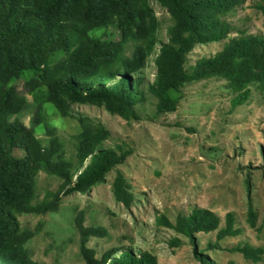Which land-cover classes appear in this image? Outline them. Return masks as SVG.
Returning a JSON list of instances; mask_svg holds the SVG:
<instances>
[{
	"label": "trees",
	"instance_id": "trees-1",
	"mask_svg": "<svg viewBox=\"0 0 264 264\" xmlns=\"http://www.w3.org/2000/svg\"><path fill=\"white\" fill-rule=\"evenodd\" d=\"M168 13L167 41L157 38L158 24L149 0H0V264H39L23 244L31 232L19 231L15 214H45L57 209L61 197L85 194L104 181L105 175L121 164L127 152L105 148L107 133L81 124L76 135L75 164L65 158L58 138L51 135L42 145L31 129L8 118L20 111L24 97L9 85L13 78L31 75L36 82L32 98L36 119L42 104H51L62 117L72 104L102 107L124 120H137L135 106L145 93L155 100L158 113L171 112L178 93L187 84L209 78L226 82L233 93L231 106L248 100L250 86H257L264 99V36L240 32L229 38L214 55L197 59L187 70V55L196 45L221 42L232 32L226 17L244 0H152ZM255 8L264 15V0ZM113 25L118 41L95 38L89 32ZM128 48L130 53L126 54ZM152 59L151 82L143 84L140 71ZM23 152L15 157L13 150ZM58 177L61 187L50 199L32 203L34 178L38 172ZM113 200L128 208L133 202L123 175L115 169L111 183ZM154 223L186 237L193 244L198 232L217 231V238L235 236L234 217L227 213L224 226L212 211L192 208L177 215L174 223L154 216ZM247 221L254 225L255 213L247 203ZM80 254L84 264H158L149 251L116 248L100 258L85 247L89 236H103V228H86L76 220ZM174 244L178 240L174 238ZM245 259L257 262L262 249L248 244L233 248ZM200 264H211L197 249Z\"/></svg>",
	"mask_w": 264,
	"mask_h": 264
},
{
	"label": "rangeland",
	"instance_id": "rangeland-1",
	"mask_svg": "<svg viewBox=\"0 0 264 264\" xmlns=\"http://www.w3.org/2000/svg\"><path fill=\"white\" fill-rule=\"evenodd\" d=\"M255 2L244 0L226 17L236 33L221 42L194 46L185 68L188 70L199 58L214 55L240 32L264 36V15L255 8ZM149 5L158 24L157 38L166 42L170 17L156 2L149 0ZM89 35L113 42L120 39L113 25L96 27ZM129 53L130 48L126 54ZM152 59L139 74L144 85L154 78ZM31 78L28 75L9 81L25 101L8 120L31 129L42 145L51 135L57 137L65 158L73 164L76 135L82 123L106 132L103 147H119L127 152L115 169L123 175L134 198L128 208L113 200V169L85 194L61 197L53 213L15 214L18 230L32 233L23 247L34 262L84 264L76 227L79 218L82 226L105 231L103 236H89L84 242L96 258L111 249L137 248L153 254L158 264H200L195 257L198 249L211 264H264V99L257 86L249 87L247 101L232 107L233 93L224 80L209 78L189 83L178 93L175 109L166 113L156 112V100L145 93L144 101L135 106L137 120H124L89 104H72L68 116L62 117L45 103L36 123V103L32 98L36 82L29 84ZM13 155L19 158L23 152L14 149ZM61 185L60 178L38 172L32 203L50 199ZM248 202L255 213L253 226L247 221ZM196 207L216 214L220 228L225 215L232 213L238 234L218 239L217 231L198 232L192 244L153 221L154 216L162 215L174 223L177 215ZM244 244L262 249L257 262L233 250Z\"/></svg>",
	"mask_w": 264,
	"mask_h": 264
}]
</instances>
